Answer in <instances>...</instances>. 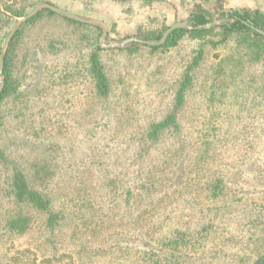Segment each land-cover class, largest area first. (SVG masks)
Returning a JSON list of instances; mask_svg holds the SVG:
<instances>
[{"label":"rangeland","instance_id":"obj_1","mask_svg":"<svg viewBox=\"0 0 264 264\" xmlns=\"http://www.w3.org/2000/svg\"><path fill=\"white\" fill-rule=\"evenodd\" d=\"M108 1L97 17L108 25L104 47L99 27L60 16L18 29L11 92L0 101V261L25 248L54 264H252L264 256V59L187 35L170 47H118L145 39L154 18L167 27L188 19L204 0ZM221 1L225 13L264 18V0ZM42 2L1 15L0 50L17 18ZM221 18L231 19L211 20ZM94 52L104 96L90 72ZM220 59L222 88L213 78ZM15 174L49 200L51 225L47 212L25 208L30 225L6 228Z\"/></svg>","mask_w":264,"mask_h":264},{"label":"trees","instance_id":"obj_2","mask_svg":"<svg viewBox=\"0 0 264 264\" xmlns=\"http://www.w3.org/2000/svg\"><path fill=\"white\" fill-rule=\"evenodd\" d=\"M25 1L26 0H4V3L0 4V22L2 14L7 15L8 13H10L14 16H19L23 12H25V7H27L24 4ZM44 1L51 2L64 9H68L71 6H77L79 7L78 13L95 18L101 17L99 15L104 14L100 12V3L102 0H67V2H61L60 0ZM114 1L122 2L124 0H110L106 5L111 6ZM197 3L198 2L195 3V10H192L187 17L191 21L192 25H198L208 22L213 18V16H215V13H218V15L220 16H229V18L231 19L227 18V22L209 28L175 29L169 34L166 41L162 45H149L151 49L174 46L183 36L187 35L192 39L203 41L211 38L210 41L214 46L233 43V45L236 46V50L238 48V50L240 51L243 50L247 52L250 55L251 59L255 61H262L264 59V35L260 34L257 31V29L264 30V18L258 13V11L251 12L248 9H232L228 13H225L221 0H204L203 3ZM213 5H217L213 10L208 7ZM44 15L48 17L60 16L50 10L45 9L27 20L24 24L33 23L35 20ZM62 18L77 25L95 27L90 24L67 19L65 17ZM166 27L167 25L165 23H163L158 18H154L153 22L148 26V28L144 31H141L139 34L145 39H159ZM17 34L18 30L15 32L13 38L11 39L9 47L4 55L3 74L5 75V82L0 93V101L11 92V64L14 58ZM137 45L138 44H133V47ZM201 57L202 47L196 50V55L192 59V63L190 64V66H187L184 71L183 86H187L188 83H190L191 76L190 74H188V71L199 64ZM225 62L226 61L220 59L213 70L214 82H219V84L221 83V85H219V88L227 85L226 82L222 83V77L227 74ZM90 72L94 79L97 93L102 96L106 95L108 91L107 77L103 70L102 64L96 56L95 52L92 53V56L90 57ZM182 90L183 88H180L176 92L177 103L182 102ZM169 121H173L172 115L167 116L166 119L155 124L154 129L158 131V129H162L165 126L167 127ZM11 189L12 196L16 200L17 204L12 216H10L5 223L7 229L11 231H21L23 227L30 225V219L27 214L24 213L25 208H35L47 212V223L49 225L52 224L55 215L50 210L49 200L38 191L27 187V185L22 182L19 174H15L13 183L11 184ZM253 259L254 260L252 261V264H264V256L256 255ZM52 260L53 259L48 257L38 258L31 249L24 248L13 250L12 252H10L9 256L5 258L4 261H0V264H54Z\"/></svg>","mask_w":264,"mask_h":264},{"label":"water","instance_id":"obj_3","mask_svg":"<svg viewBox=\"0 0 264 264\" xmlns=\"http://www.w3.org/2000/svg\"><path fill=\"white\" fill-rule=\"evenodd\" d=\"M45 9L50 10V11H52V12H54V13L62 16V17L67 18V19L99 27L102 30V35L100 36V44L103 47L105 46L102 44V40L107 35V31H108V25L106 22H104L101 19L95 18V17H90V16H86L83 14H79V13H75V12L66 10V9L61 8V7L55 5L51 2H47V1L42 2V3L38 4L36 7H34L28 13L17 18V20L14 22V24L10 28V30H9L6 38H5L4 44L0 50V93H1V90H2L3 84H4L3 79H2L3 59H4V55L6 53V50L10 44L11 39L13 38L15 32L27 20H29L30 18H32L33 16L38 14L40 11L45 10ZM227 21H228L227 18H221V19L211 20V21H208L206 23H202V24H198V25H192V23L189 19L178 20V21H175L174 23L170 24L168 27H166L165 30L162 32L161 37L159 39H142V38H139L137 36H131L129 38L122 40L119 44H115V45L118 47H125V46L131 45L133 43H143V44H148V45L159 46V45H162L166 41L169 34L175 29L209 28V27H212L215 25L225 23ZM257 31L260 34L264 35L263 29H257ZM111 46H114V45L111 44Z\"/></svg>","mask_w":264,"mask_h":264}]
</instances>
